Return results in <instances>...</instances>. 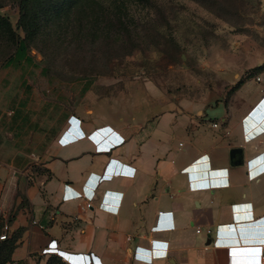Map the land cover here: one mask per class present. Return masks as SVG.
<instances>
[{
    "label": "crops",
    "instance_id": "1",
    "mask_svg": "<svg viewBox=\"0 0 264 264\" xmlns=\"http://www.w3.org/2000/svg\"><path fill=\"white\" fill-rule=\"evenodd\" d=\"M18 112L11 125L25 123ZM38 122L0 137V213L16 240L6 264H252L231 249L264 252V96L168 104L129 85L110 103L70 108L58 127ZM117 168L127 174L98 181L90 207L72 197ZM250 223L256 238L239 243L235 228ZM155 242L169 253L150 263L148 250H165Z\"/></svg>",
    "mask_w": 264,
    "mask_h": 264
},
{
    "label": "rangeland",
    "instance_id": "2",
    "mask_svg": "<svg viewBox=\"0 0 264 264\" xmlns=\"http://www.w3.org/2000/svg\"><path fill=\"white\" fill-rule=\"evenodd\" d=\"M51 3L27 35L20 0H0V137L32 133L38 121L58 127L70 108L110 103L129 85L168 104L264 96V0ZM25 38L32 60L7 64ZM17 108L25 115L19 126L8 120Z\"/></svg>",
    "mask_w": 264,
    "mask_h": 264
},
{
    "label": "trees",
    "instance_id": "3",
    "mask_svg": "<svg viewBox=\"0 0 264 264\" xmlns=\"http://www.w3.org/2000/svg\"><path fill=\"white\" fill-rule=\"evenodd\" d=\"M51 0H20V20L19 24L27 35L34 30L35 25L38 22V18L42 11L51 5ZM26 59L32 60V57L28 54V43L27 39H21L18 43L16 52L8 60L7 64L13 62L15 59ZM5 225L4 218L0 217V235L3 233ZM16 246L15 238L0 239V264H6L11 261L13 250Z\"/></svg>",
    "mask_w": 264,
    "mask_h": 264
},
{
    "label": "built area",
    "instance_id": "4",
    "mask_svg": "<svg viewBox=\"0 0 264 264\" xmlns=\"http://www.w3.org/2000/svg\"><path fill=\"white\" fill-rule=\"evenodd\" d=\"M73 123H74V121H73ZM78 126H79V122H78ZM91 135H89V136H91ZM83 136H85V133L79 131L77 133V135H75V136H71V137L63 136V137H61L60 138V142L63 143V144H67V143H69L71 141H74V140H77V139H79L80 137H83ZM134 172L132 173V175L134 174ZM124 174H127V172L126 171H123L121 168H117L115 170H112L110 173H106L105 175H103L101 177L100 176H97V178H95V181H94L92 190L87 189L86 194L84 192H82V191L81 192H78L77 191L75 193V195L72 196V197L73 198H82V197L86 198L88 200L86 206L87 207H90L92 205V200H93V198L95 196L94 187H96L98 181L104 180V178L114 177L115 175H124ZM225 184H227V182H213V183H211L209 181H205V182L202 181V182L198 183L196 186L209 187L211 185H225ZM118 208H119V205L117 207L113 208V210L118 211ZM163 214H164V212H159V215L160 216H163ZM0 217L4 218V216L2 215V213H0ZM154 229L156 230L157 229V226H155ZM198 231L200 232L201 229L198 228ZM9 232H10V224H9V221H6L5 220V225H4L3 233L0 235V239L1 240L7 239L8 236H9ZM162 243H164V242H155V245H158V246L160 245V246L164 247L165 248L164 251H162V252L155 251V253H153L151 250H148L147 253L144 254L145 255V258H146V260L148 262L152 263L155 258H157L159 256L166 255V254L169 253L168 252V247L166 245L163 246ZM52 245L53 246L48 247L47 249H45V251L46 252L47 251H55L56 250V247L54 246V243H52ZM247 253H250V254H248L244 258V262L245 263L264 264V252H263L262 248L250 249V250L247 251Z\"/></svg>",
    "mask_w": 264,
    "mask_h": 264
},
{
    "label": "water",
    "instance_id": "5",
    "mask_svg": "<svg viewBox=\"0 0 264 264\" xmlns=\"http://www.w3.org/2000/svg\"><path fill=\"white\" fill-rule=\"evenodd\" d=\"M260 223H250L243 226H240L239 228H235L237 231V236L239 238V243H242L243 241H251L254 238H256L258 234V230L260 229ZM232 229V228H231ZM234 243H237V240H234ZM249 249H231L230 255L231 260L238 262L240 260L239 254L245 253Z\"/></svg>",
    "mask_w": 264,
    "mask_h": 264
}]
</instances>
